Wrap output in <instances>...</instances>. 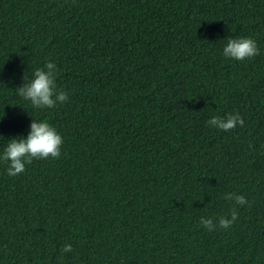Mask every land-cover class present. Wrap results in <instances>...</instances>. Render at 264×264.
Listing matches in <instances>:
<instances>
[{
  "label": "trees",
  "instance_id": "16d2710c",
  "mask_svg": "<svg viewBox=\"0 0 264 264\" xmlns=\"http://www.w3.org/2000/svg\"><path fill=\"white\" fill-rule=\"evenodd\" d=\"M48 62L68 100L37 109L16 90ZM33 120L61 156L0 159V264H264V0H0V157Z\"/></svg>",
  "mask_w": 264,
  "mask_h": 264
},
{
  "label": "clouds",
  "instance_id": "9594fccd",
  "mask_svg": "<svg viewBox=\"0 0 264 264\" xmlns=\"http://www.w3.org/2000/svg\"><path fill=\"white\" fill-rule=\"evenodd\" d=\"M260 54V50L255 40L251 38L228 39L223 49L226 58L243 61L252 59ZM46 68V70H45ZM45 68H38L33 74L31 81L25 82L23 87L18 88L17 94L37 109H52L57 103H64L68 100V94L63 90H58L56 85V65L48 62ZM210 127L223 131L235 130L237 125L244 126V120L239 114H229L226 118L214 116L207 121ZM3 139V137H0ZM63 138L48 121L37 122L33 120L30 132L26 139H12L4 148L2 159L8 163L7 174L16 177L26 170V165H30L34 160H57L61 156ZM225 199L235 201L237 205L248 204L247 199L235 193L225 194ZM238 219L235 208L231 211V219L227 217L219 218V227L227 230ZM200 224L209 231L216 229L213 218L202 217ZM64 253L73 251L71 244H65L62 248Z\"/></svg>",
  "mask_w": 264,
  "mask_h": 264
}]
</instances>
